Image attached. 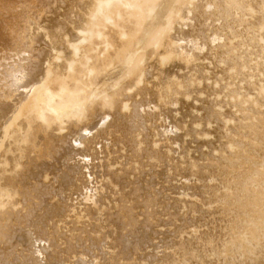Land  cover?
I'll return each instance as SVG.
<instances>
[{
    "label": "bare ground",
    "instance_id": "6f19581e",
    "mask_svg": "<svg viewBox=\"0 0 264 264\" xmlns=\"http://www.w3.org/2000/svg\"><path fill=\"white\" fill-rule=\"evenodd\" d=\"M264 0H0V264H264Z\"/></svg>",
    "mask_w": 264,
    "mask_h": 264
},
{
    "label": "clouds",
    "instance_id": "9594fccd",
    "mask_svg": "<svg viewBox=\"0 0 264 264\" xmlns=\"http://www.w3.org/2000/svg\"><path fill=\"white\" fill-rule=\"evenodd\" d=\"M248 221V225L243 231L234 230L227 244L228 251L248 253L251 248L252 232L264 229V203L251 206Z\"/></svg>",
    "mask_w": 264,
    "mask_h": 264
}]
</instances>
